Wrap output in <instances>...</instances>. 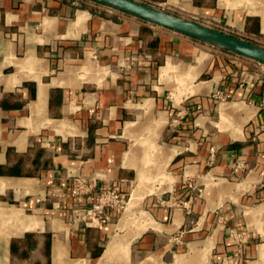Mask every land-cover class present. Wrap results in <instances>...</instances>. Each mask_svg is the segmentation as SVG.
<instances>
[{"label":"crops","instance_id":"obj_1","mask_svg":"<svg viewBox=\"0 0 264 264\" xmlns=\"http://www.w3.org/2000/svg\"><path fill=\"white\" fill-rule=\"evenodd\" d=\"M137 1L264 47V0ZM79 3L0 0V264H264V65ZM79 175L119 221L69 225Z\"/></svg>","mask_w":264,"mask_h":264},{"label":"built area","instance_id":"obj_2","mask_svg":"<svg viewBox=\"0 0 264 264\" xmlns=\"http://www.w3.org/2000/svg\"><path fill=\"white\" fill-rule=\"evenodd\" d=\"M151 64V59L141 53L126 55L118 61V68L122 71H129ZM264 107V96L262 98ZM186 114V112H185ZM182 112L179 117L174 120L173 125L177 126L180 118H183ZM244 163H239L235 170L244 168ZM51 195L65 197L66 194L60 192L59 189H53ZM70 197L73 198L74 204L71 208L69 217V225L73 228H83L101 225L109 219L110 212L119 214L126 209L129 196L123 192L114 183H99L97 178L79 175L74 179V184ZM91 199V200H89ZM90 201V202H88Z\"/></svg>","mask_w":264,"mask_h":264},{"label":"water","instance_id":"obj_3","mask_svg":"<svg viewBox=\"0 0 264 264\" xmlns=\"http://www.w3.org/2000/svg\"><path fill=\"white\" fill-rule=\"evenodd\" d=\"M90 1L264 65V47L197 23V21L177 16L137 0Z\"/></svg>","mask_w":264,"mask_h":264},{"label":"rangeland","instance_id":"obj_4","mask_svg":"<svg viewBox=\"0 0 264 264\" xmlns=\"http://www.w3.org/2000/svg\"><path fill=\"white\" fill-rule=\"evenodd\" d=\"M81 1V3H79V5H81V6H83V7H92L93 9H101V8H105V9H109V10H112V11H116V10H113V9H110V8H107V7H104V6H102V5H99V4H96V3H93V2H91L90 0L88 1V0H80ZM117 12H119V11H117ZM119 13H122V12H119ZM193 21H197V23H200V24H203V25H206V26H209V27H211V28H213V29H216V30H219V31H221V32H224V33H227V34H230V35H232V36H236V35H233V32H232V30L229 28V27H227V26H225V25H223V24H217V23H215V21H208L207 19H198V20H193ZM202 43V42H201ZM203 44H205V43H203ZM210 46V45H209ZM260 46V45H259ZM211 47H213V46H211ZM216 51H218L219 53H226L225 51H223V50H221V49H219V48H216V47H213ZM251 69H253V68H250V70L248 69V71H252ZM129 198H131L130 196H129ZM128 198V199H129ZM125 210L126 209H124V210H122L120 213H119V217H118V221L121 219V217L124 215V213H125ZM117 221V222H118ZM116 222V223H117ZM110 246L111 245H109L108 247H109V249H110ZM112 248V247H111Z\"/></svg>","mask_w":264,"mask_h":264},{"label":"bare ground","instance_id":"obj_5","mask_svg":"<svg viewBox=\"0 0 264 264\" xmlns=\"http://www.w3.org/2000/svg\"><path fill=\"white\" fill-rule=\"evenodd\" d=\"M133 207H134V206H133ZM131 208H132V207H131ZM132 209H133V208H132ZM133 215H134V214H133ZM142 215H143V214H142ZM130 216H132V215H131V212L128 210V214H127V216L124 217V219H125L124 221H127V220L131 219ZM142 218H143V217H142ZM121 224H122V223H121ZM127 247H128V246H126V248H127ZM126 250H127V249H126Z\"/></svg>","mask_w":264,"mask_h":264},{"label":"trees","instance_id":"obj_6","mask_svg":"<svg viewBox=\"0 0 264 264\" xmlns=\"http://www.w3.org/2000/svg\"><path fill=\"white\" fill-rule=\"evenodd\" d=\"M140 20V19H139ZM142 22H144V23H147L146 21H143V20H141ZM226 53H229V52H227V51H225ZM229 54H232V53H229ZM232 55H234V54H232Z\"/></svg>","mask_w":264,"mask_h":264}]
</instances>
